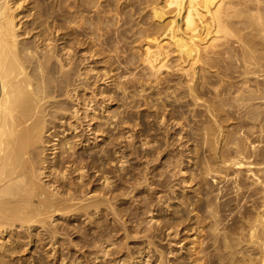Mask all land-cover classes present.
<instances>
[{"label":"bare ground","instance_id":"obj_1","mask_svg":"<svg viewBox=\"0 0 264 264\" xmlns=\"http://www.w3.org/2000/svg\"><path fill=\"white\" fill-rule=\"evenodd\" d=\"M121 1L0 0V264H264V0Z\"/></svg>","mask_w":264,"mask_h":264},{"label":"rangeland","instance_id":"obj_2","mask_svg":"<svg viewBox=\"0 0 264 264\" xmlns=\"http://www.w3.org/2000/svg\"><path fill=\"white\" fill-rule=\"evenodd\" d=\"M122 3L126 2L125 5H129L131 4L130 0H123L121 1ZM130 10V7H127V11ZM121 103H114V106L112 109H115L118 105H120ZM132 105V104H131ZM141 110L144 111V108L142 107L139 111L142 112ZM254 133L255 135L253 136V142H255L256 145H259L260 147L264 146V119H261L257 122V127L254 129ZM177 190V188H176ZM183 235V233L181 234ZM156 244L164 251L167 252L168 251V245L166 244V240H155ZM176 247H173V249L175 250ZM185 258V257H183Z\"/></svg>","mask_w":264,"mask_h":264}]
</instances>
